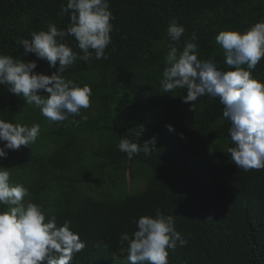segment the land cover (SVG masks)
<instances>
[{"label":"trees","instance_id":"16d2710c","mask_svg":"<svg viewBox=\"0 0 264 264\" xmlns=\"http://www.w3.org/2000/svg\"><path fill=\"white\" fill-rule=\"evenodd\" d=\"M66 2L0 0V54L35 60L34 54L22 55L17 40L46 31L49 24L66 29L69 17L58 15ZM109 3L114 19L107 59L93 54L63 73L65 80L92 90L90 107L69 118L77 123L51 122L0 86V119L40 125L35 143L0 160L10 171V184L28 188L26 201L40 205L46 217L55 216L59 225L71 222L86 245L71 264H129L120 236L136 230L134 218L154 216L157 208L174 217L188 241L168 250L169 264H264V169L245 172L232 163L230 125L217 99L198 98L190 111L191 102L181 99L186 89L165 92L160 85L170 21L185 28L179 50L195 33L198 58L228 71L215 36L222 30L243 32L264 19V0ZM61 42L83 54L74 37ZM36 71L50 75L55 69L38 61ZM253 76L264 82V59ZM122 138L151 142L150 152L129 160L118 148ZM214 164L222 168L219 180L206 175Z\"/></svg>","mask_w":264,"mask_h":264},{"label":"clouds","instance_id":"9594fccd","mask_svg":"<svg viewBox=\"0 0 264 264\" xmlns=\"http://www.w3.org/2000/svg\"><path fill=\"white\" fill-rule=\"evenodd\" d=\"M58 15L69 17L66 29L49 24L46 31H34L30 39L17 40L22 55L34 54L35 60L0 54V86L22 96L24 103L34 105L51 122L77 123L69 118L80 116L81 109L90 107L92 90L88 85L80 87L65 80L63 73L78 59L89 62L93 54L97 60L107 59L114 16L109 0H67ZM166 33L171 43L160 80L162 90L186 89L181 99L185 104L191 102L190 111L198 98L217 99L230 125L227 134L232 146L227 153L232 163L245 172L264 169V82L253 76L264 59V19L243 32L222 30L215 36L216 44L223 49L224 63L231 69L228 71L218 68L212 59L198 58L195 33L184 42L182 50L176 47L185 33L182 24L170 21ZM66 36L74 37L82 55L61 42ZM38 61L47 62L55 71L50 75L37 72ZM166 127L175 132L172 125ZM39 132V124L29 127L0 119V160L7 159L9 152L35 143ZM150 144L122 138L118 148L131 160L141 151L148 154ZM221 172L220 164L206 168L208 179L219 180ZM27 197L28 188L10 184V171L0 166V264H71L74 254L86 246L79 233L71 230L70 221L59 225L55 216L46 217L41 206L26 201ZM132 223L136 230L131 235L122 233L119 239L121 246L127 245L129 264H169L168 250L188 243L176 230L174 217L159 208L154 216H140Z\"/></svg>","mask_w":264,"mask_h":264}]
</instances>
